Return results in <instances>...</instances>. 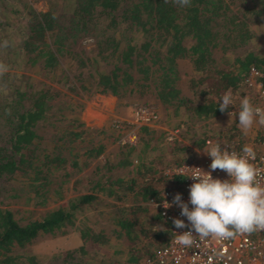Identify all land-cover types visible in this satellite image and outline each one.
Segmentation results:
<instances>
[{"label": "trees", "instance_id": "1", "mask_svg": "<svg viewBox=\"0 0 264 264\" xmlns=\"http://www.w3.org/2000/svg\"><path fill=\"white\" fill-rule=\"evenodd\" d=\"M238 1L243 8L240 16L237 14L239 8H229L233 0H191L190 7H180L173 0H74L71 12L74 32L65 31V34L51 10L35 12L29 9L20 29L16 54L26 69L37 70L51 80L63 78L68 90L95 91L116 98L133 92L138 96L150 94L161 106H171L174 111L183 109L197 120H206L224 113L219 111L217 99L228 90L231 93L239 91L249 68H254L260 74L258 79L264 82V55L245 51L232 61L218 63L212 58L213 49L222 53L234 51L245 46L251 38L245 17L247 12L254 11V0ZM103 16L107 21L104 28L97 31V20ZM120 23L137 31L141 41L133 44L127 39L123 44L114 32L108 33L107 30H114ZM77 31L94 35L92 60L114 55L116 63L106 71H88L86 56L70 48ZM62 57L65 62H75L74 74L66 66L65 71L61 69ZM178 59L187 60L196 74L188 82L196 102L179 96L175 85ZM57 95V90L41 84L28 91L15 87L6 96L8 101H0V184L16 182L24 189L27 200L39 207L49 203L52 196L55 200L62 197L59 190L51 187L53 174L61 173L64 183L66 177L84 171L104 152V144L91 143L85 138L90 131H102L85 129L76 114L66 117L60 109L53 108L52 101ZM237 120L214 138L241 149L243 138L236 127ZM43 127L51 130L48 139L38 133ZM136 131L141 147L135 162L128 158L134 144L118 146L114 162L91 166L92 177L86 179L80 194L23 223L14 217L12 210L0 207V264H40L35 256L14 254L12 250L24 247L39 235L65 234L72 228L77 230L82 244L60 256L65 264H78L74 254L83 253L86 243L107 241L101 230L94 232L87 226L75 227L76 216L83 208L101 195L120 200L123 194L130 193L142 203L155 201L162 182L175 183V178L164 175L154 166L157 160L159 164L160 157L144 162L147 150L156 146L149 141L154 140L156 144L162 132L152 137L155 130L146 125L139 126ZM206 137L203 134L195 138V148H201ZM186 149L180 145L171 152L182 153ZM183 160L176 156L172 162L178 164ZM163 164H167V160ZM130 166L132 169H128ZM118 168H126V171L116 174ZM139 202L111 213L117 236L123 235L126 240V259L121 264H147L154 251L164 246L169 238L168 227L156 212L152 225L140 220L139 215L145 208Z\"/></svg>", "mask_w": 264, "mask_h": 264}, {"label": "rangeland", "instance_id": "2", "mask_svg": "<svg viewBox=\"0 0 264 264\" xmlns=\"http://www.w3.org/2000/svg\"><path fill=\"white\" fill-rule=\"evenodd\" d=\"M74 0H0V28L1 34L4 37L0 38V65L4 66L6 70L0 71V101L9 99L6 98L11 93L13 88L20 90L25 89L34 90L41 84H45L57 90L58 95L53 99V108L60 109L61 114L68 117V114H76L78 120L82 123L83 128L90 130H101V133L88 132L91 143L104 144V152L91 162L101 165L105 162H114L117 159L118 146L126 143L134 144V148L129 152L128 158L132 163L135 162L137 151L140 149V142H137V128L139 125L134 117V110L138 108H147L153 111L156 115L155 119L146 125L155 130L152 137L158 135L157 132H162L156 144L154 140H150V145H156L154 149L147 150L144 162L155 156L160 157V162L154 163V166L159 171L164 170L170 165L177 156L182 160L188 156L196 155L200 151L193 145V140L199 138L201 135H207L206 138H214L215 135L221 134L227 130L234 120L228 115V112H235L239 108L240 99L242 98L243 87L239 91L232 93L233 107L228 109L221 115L206 120H197L183 109L174 111L171 106H161L155 97L150 94H143L138 96L136 93H131L116 98L109 94H99L95 91H78L65 88L62 79L54 77L51 79L45 77L37 70L26 69L22 66L21 59L16 54V45H18L20 38V29L25 24L27 11L29 9L35 12H45L51 10L57 19V22L62 27L63 33L74 32L72 30V8ZM238 0H233L229 5L230 10H236L239 16L243 12V8L238 5ZM254 11L246 13L247 26L251 32V38L245 46L234 51H227L222 53L219 49L212 50V58L215 62L232 61L234 57L240 55L245 51H251L255 54L264 55V0H254ZM248 7L251 3L247 4ZM253 10V9H252ZM107 18L104 16L97 20V31L104 28ZM108 33H113L123 44L129 39L133 44L141 41V35L133 28H129L125 23H120L114 30H107ZM0 34V36H1ZM94 35L84 34L82 31H77L73 39L75 40L70 48L78 51L80 55L86 56L87 70L92 73L106 71L116 63L114 55L108 56L106 59H98L94 61L91 59L93 54ZM71 39V38H69ZM131 39V40H130ZM88 57V58H87ZM61 69L65 71V66L74 74L75 62H65V57L60 58ZM82 70L85 68L82 67ZM177 79L175 85L179 90L180 97H188L194 102L197 101L188 87V82L195 77V72L192 71L191 65L185 59L176 60ZM65 81V80H64ZM67 100V102H65ZM69 103L70 107H66ZM118 125L115 127L114 125ZM241 131L243 142L249 143V140L254 135L257 124L246 133L238 126ZM177 129V134L172 140L167 141L165 133L169 130ZM50 128L43 127L38 129V133L44 138L48 139L50 135ZM205 138V139H206ZM204 139V140H205ZM215 139V138H214ZM131 140V142H128ZM135 142V143H134ZM185 146L186 152L172 154L171 150L174 147ZM173 151V150H172ZM167 160V164L163 161ZM91 166L82 172L70 174L66 177V181L62 183L63 177L59 174H53L51 177V187L59 190L62 195L61 199L55 200L52 196L50 202L43 207L34 206L27 200V194L24 189L19 187L17 183L0 184V207L7 208L13 211L14 217L20 223L26 222L41 215L45 210L54 208L58 204L63 203L68 198L80 194L85 188L86 179L91 178ZM126 168H118L115 170L116 174L121 175ZM128 169H132L130 166ZM127 169V170H128ZM129 171V170H128ZM124 174V173H123ZM126 175V173H125ZM162 186L167 187L168 181L162 182ZM16 187H13V186ZM139 201L135 200L130 193L123 194L120 200L115 198L99 196L89 206L83 208L76 216L75 227L87 226L94 232L101 230L107 241L104 244H90L86 243L83 247L84 252L80 255L74 254V260L78 264H121L125 261V246L126 240L121 236H117V227L112 223L111 216L113 212L119 207H128L137 205ZM143 208L140 213V220L145 225H152V216L155 213V208L147 202H139ZM112 213V214H111ZM160 223V222H159ZM158 223L155 222V226ZM82 242L78 237L77 230L72 228L65 234H43L37 236L31 243L22 248H14L12 252L20 255H33L40 264H65L62 261L63 256L60 254L66 250H73L81 246ZM56 256V257H55ZM253 264H264V248L262 258Z\"/></svg>", "mask_w": 264, "mask_h": 264}, {"label": "clouds", "instance_id": "3", "mask_svg": "<svg viewBox=\"0 0 264 264\" xmlns=\"http://www.w3.org/2000/svg\"><path fill=\"white\" fill-rule=\"evenodd\" d=\"M180 7H190L191 0H173ZM6 70L0 65V71ZM220 112H226L233 106L231 90L226 91L216 101ZM233 118L238 117V126L245 133L254 124L264 126V109L252 104L250 98L242 97L236 112H228ZM204 154L210 157V171L199 167L190 170L186 178L194 182L189 186V201L183 203L181 196L173 197V204L177 205L181 216L186 217L188 225L181 219H173L177 229L189 227L183 234H175L174 243L183 248L193 247L197 240L193 231L200 239L214 238L226 240L238 234H252L264 231V184L260 182L259 170L252 161L256 153L252 146H244L241 153L222 149L220 143L207 142ZM221 170L229 179L213 178L211 172ZM178 176H184V171H178ZM191 205V210L189 209ZM156 206V205H155ZM164 208L172 205L165 202Z\"/></svg>", "mask_w": 264, "mask_h": 264}, {"label": "built area", "instance_id": "4", "mask_svg": "<svg viewBox=\"0 0 264 264\" xmlns=\"http://www.w3.org/2000/svg\"><path fill=\"white\" fill-rule=\"evenodd\" d=\"M259 76L260 74L254 68H249L247 76L242 82L244 89L242 97L246 96L250 98L254 106L264 109V82L258 79ZM232 107L229 106L228 109ZM134 117L139 125H150V122L155 119L156 115L147 108H138L134 110ZM114 126L118 127L116 124ZM177 132V129L167 131L165 133L166 140H172ZM208 141L220 143L222 149L226 146L229 151L237 153H241L242 148L246 145L252 146L256 153V159L252 163L259 170L258 178L264 184V126L257 124L254 135L249 140V143L245 144V142H242L241 145L243 147L241 149H234L222 140L206 138L200 151L195 153L196 155L188 156L182 162L170 165L164 170V175L175 178L176 182L162 188L157 200L148 201L155 208V212L161 221L167 225L169 238L164 246L154 251L151 260L146 261L147 264L151 262L155 264H253L262 258L264 231H256L252 234H238L234 238L226 240L214 238L200 239L198 234L193 231V237L197 240V243L193 247L183 248L173 242L175 234H183V232L190 230V225L183 229L175 228L173 219H181L186 225L189 222L186 217L181 216L180 208L172 203L173 197L179 194L183 203H188L189 201V186L194 181L186 178L187 175H190V170L184 169V166L188 168L199 167L206 172L210 171L209 165L211 159L203 152L206 149ZM128 142H131V140H128ZM181 170L184 171L185 175H176ZM211 174L213 178L221 180L229 179L227 174L221 170L212 171ZM165 202L172 206L165 209L163 206ZM189 209L191 210L190 204Z\"/></svg>", "mask_w": 264, "mask_h": 264}]
</instances>
